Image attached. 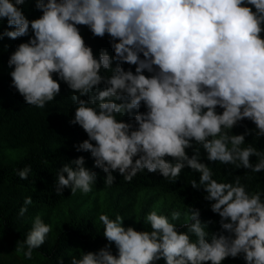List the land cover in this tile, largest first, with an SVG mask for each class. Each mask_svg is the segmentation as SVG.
<instances>
[{
  "label": "clouds",
  "instance_id": "clouds-1",
  "mask_svg": "<svg viewBox=\"0 0 264 264\" xmlns=\"http://www.w3.org/2000/svg\"><path fill=\"white\" fill-rule=\"evenodd\" d=\"M25 2L0 0V22L13 29L0 32V40L29 37L7 61L10 87L28 106L44 109L60 94L58 81L67 85L74 105L70 124L87 135L74 147L90 153L93 167L106 174L105 187L114 184V172L128 183L144 170L177 182L188 168L199 174L190 186L206 193L203 199L219 216L220 231L210 233L213 222L202 223L193 207L183 214L187 231L155 209L144 218L150 231L123 227L119 214H100L108 243L96 252L80 250L71 264H222L227 258L264 264V193L249 192L239 176L218 182L200 157L202 148L209 163L264 171V152L242 147L253 132L264 137V0H35L41 15L32 20L24 15ZM78 26L93 37L107 35L114 56L94 54ZM244 120L255 129L233 134ZM84 163L81 156L57 170V195L65 188L72 195L92 192L97 173ZM31 171L28 165L16 174L26 180ZM32 202L25 197L18 217ZM170 215L177 221L181 212ZM52 230L37 214L15 252L31 260Z\"/></svg>",
  "mask_w": 264,
  "mask_h": 264
},
{
  "label": "trees",
  "instance_id": "trees-1",
  "mask_svg": "<svg viewBox=\"0 0 264 264\" xmlns=\"http://www.w3.org/2000/svg\"><path fill=\"white\" fill-rule=\"evenodd\" d=\"M21 7L29 20L41 15L35 9V0H26ZM78 27L85 44L92 48L94 54L105 50L110 57L114 56L109 45L110 38L107 35L104 38L93 37L87 27ZM5 29L13 30L7 28L6 20L0 22V32ZM28 38L11 40L5 37L0 40V245L5 252V257L0 256V264H71L73 256L80 257V250L84 253L96 252L108 243L103 237V225L98 220L100 214H107L110 219H115V215L119 214L124 218L123 227H132L137 231H150V226L144 223V216L151 208L149 205L156 200L165 204L161 195H171L178 209L183 212H188L190 207L199 209L202 223L209 220L213 222L208 225L206 231L210 233L220 231L219 216L211 212L210 203L203 199L206 193L190 186V181L193 179L198 183L199 174L191 172L188 168L182 170L177 182H170L159 173H148L144 170L128 183L121 175L114 172L112 173L115 176L114 184L111 187H105L103 181L106 174L93 167L94 161L90 153L78 152L74 147L86 140L87 135L79 126L70 124L74 115V105L71 100L73 93L67 85L58 81L60 94L44 109L28 106L16 90L10 87L9 73L12 69L7 66V61L16 46L26 43ZM112 67H116L115 61ZM122 67L125 70L131 67V70L135 71V66L124 64ZM100 74L110 76L111 72L102 70ZM144 74L149 75L147 72ZM53 78L57 79L55 75ZM100 88L102 90L103 85ZM81 99L88 98L81 97ZM139 111H145L143 105ZM221 111L222 109L217 108L218 113ZM135 114L134 112L133 116ZM117 119L120 117L118 116ZM122 119L128 122L131 117L125 115ZM246 129H255V125L251 121L244 120L231 131L233 134H243ZM247 144L264 152V137L259 138L254 132L245 137V144L242 147ZM186 152L189 157L193 155L192 149H187ZM81 156L85 160L84 167L97 173L92 192L85 194L86 198L83 200L81 199L83 193L78 190L75 195H72L70 188L63 189L61 195H57L54 187L57 170L63 164ZM205 156L202 150L201 162L212 169L213 179L218 182H234L239 176L241 183L247 186L249 192L264 193V171L252 173L243 168L237 169L235 165L209 163ZM256 159L251 157L250 162L255 163ZM28 165L31 166L32 171L28 179L21 180L16 171ZM72 167L75 168V165L73 164ZM149 189H157L160 194H152L135 219L137 213L130 216V212L134 211L136 195L140 191ZM104 190H117L115 202L109 195L104 199L98 195ZM25 197H31L33 202L27 206L28 211L24 217H18ZM72 200L73 202L66 207ZM75 202L76 204L71 207ZM60 212L61 216L58 214ZM37 214L41 215L46 224L50 223L53 230L48 234L45 243L33 251V258L27 260L22 254L15 252L16 242L24 240L31 228L32 219ZM181 225L183 224H176L178 231H187ZM190 236L195 241V236L191 234ZM110 251L113 255L116 254L114 245L111 246ZM156 264H164V261H157ZM222 264H244V261L242 258H227Z\"/></svg>",
  "mask_w": 264,
  "mask_h": 264
},
{
  "label": "rangeland",
  "instance_id": "rangeland-1",
  "mask_svg": "<svg viewBox=\"0 0 264 264\" xmlns=\"http://www.w3.org/2000/svg\"><path fill=\"white\" fill-rule=\"evenodd\" d=\"M202 150H203V149L201 148V149H200V152H201ZM152 194H156V195H157V194H160V192H159L157 189H149V190H143V191H140L139 193H137V195H136L137 200H136V203H135V205H134V207H133V208H134V211H131V212H130V213H131L130 216H132V215L135 214V212H136L137 214H136V216H135L134 218L137 219V217H138V215L140 214L141 210L144 208V204H145V202H146L149 198H151ZM98 195H99L102 199L106 198V196L109 195V196L112 197V201L115 202L116 197H117V190H104V191L99 192ZM80 197H81V196H80ZM160 197L165 201V204L163 205V204H162V201H160V200H159V201L156 200L153 204L149 205V206H151V208L148 209L147 213H148L149 211L155 209V210H157L158 214H160V215H164V216H167V217L169 218L170 222H172V223H174V224H185V222H186V218H185V216L183 215L185 212H183L182 210L178 209V207H177V203L174 202L173 197H172L171 195H161ZM84 198H86L85 194L81 197V199L83 200ZM90 200H92V199H90ZM72 202H73V200H72L71 202H69V203L66 205V207L69 206ZM123 203H124V202H123ZM65 204H66V203H65ZM65 204H64V205H65ZM75 204H76V202L73 203V204L71 205V207L74 206ZM124 204H125V203H124ZM64 205H63V206H64ZM61 207H62V206H61ZM174 210H178V211L181 212V217H180V219L177 220V221H172V220H171V215H170V213H171L172 211H174ZM64 211H67V210L64 209ZM64 211H63V212H64ZM147 213H146V214H147ZM58 214H59V216L62 215L61 212L58 213ZM58 214L55 213V216L58 217ZM146 214H145V216H146ZM145 216H144V218H145ZM0 256H1V257H5V252H4V249L2 248L1 245H0Z\"/></svg>",
  "mask_w": 264,
  "mask_h": 264
}]
</instances>
